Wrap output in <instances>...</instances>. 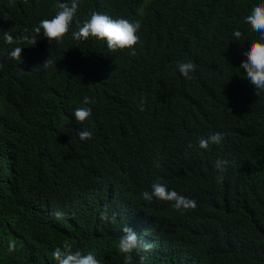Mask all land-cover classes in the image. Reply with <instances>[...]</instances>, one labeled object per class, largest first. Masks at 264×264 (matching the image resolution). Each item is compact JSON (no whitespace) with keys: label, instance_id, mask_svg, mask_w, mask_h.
I'll list each match as a JSON object with an SVG mask.
<instances>
[{"label":"trees","instance_id":"trees-1","mask_svg":"<svg viewBox=\"0 0 264 264\" xmlns=\"http://www.w3.org/2000/svg\"><path fill=\"white\" fill-rule=\"evenodd\" d=\"M63 2L0 0V264H56L65 241L125 264V225L156 245L130 264H264V92L239 69L258 38L245 17L264 0H80L81 22L92 11L141 21L135 56L74 40L75 21L60 43L5 42V32L34 35ZM17 46L21 61L9 56ZM49 56L56 68H35ZM188 61L190 79L177 67ZM78 107L92 116L78 122ZM81 130L92 138L81 141ZM213 133L221 143L201 149ZM217 159L229 162L222 182ZM158 178L197 209L144 200ZM105 207L115 218L99 219Z\"/></svg>","mask_w":264,"mask_h":264},{"label":"clouds","instance_id":"clouds-1","mask_svg":"<svg viewBox=\"0 0 264 264\" xmlns=\"http://www.w3.org/2000/svg\"><path fill=\"white\" fill-rule=\"evenodd\" d=\"M55 7L58 9L56 14L50 19H42L33 28L34 35L23 36L17 40L11 34L5 32V42L17 45L25 42L36 44V36L42 34L49 41L60 43L68 35L75 21L78 30L72 31V38L74 40L87 41L89 38H94L97 41L106 42L107 48L113 52L116 50L132 49L130 55H136L134 49L140 42L138 33L142 26L140 20L130 21L126 18H113L99 11H92L90 18L81 22L75 19L80 7V0L57 3ZM245 22L250 25L253 32L258 34V38L252 40L248 50L243 53L246 59L242 61L239 69L244 70L245 77L254 87L256 95L259 96L261 92H264V2L252 6L250 14L245 17ZM233 36L239 40L242 37V32L236 29L233 32ZM23 49L20 46L13 48L9 53L10 58L21 61ZM41 66L45 69L50 67L56 68V61L49 56L42 65H38L35 68ZM177 67L183 77L190 79V73L196 71L197 65L192 61H188L178 63ZM2 68L3 65L0 64V70ZM90 103V98L85 96L83 104L88 105ZM145 103L146 99L142 98L139 102L140 111L145 110ZM73 115L78 122L82 123L92 116V109L90 107H78L74 110ZM78 135L80 140L84 141L90 140L93 133L88 130H81ZM222 139V133H213L208 138H200L198 144L201 149H207L210 144H220ZM189 147H191V144ZM228 163L224 159H217L215 162V167L220 173L217 179L221 182L224 179L223 174L226 171ZM155 166L157 168L161 167L159 162H156ZM141 195L146 201H151L155 197L161 201L173 202V207L178 212L195 211L197 209V201L194 198L181 195L175 190H169L167 184L160 182V178L151 185L150 192L145 190ZM66 215L68 214L64 211L53 212V216L57 220L63 219ZM115 216L116 213L112 212L110 217L109 209L105 207L99 214V219L108 221L115 218ZM121 231L122 235L118 239L117 246L119 252L124 256L125 264H130L134 253L139 255L140 253L151 252L156 247L155 242L145 240L132 227L125 225ZM16 250V242H10L8 251L11 253ZM52 257L56 264H104L102 258H98L90 251L85 254L80 249L74 248L73 244L68 241L56 247L52 252ZM144 259V256H140L139 264H144Z\"/></svg>","mask_w":264,"mask_h":264}]
</instances>
